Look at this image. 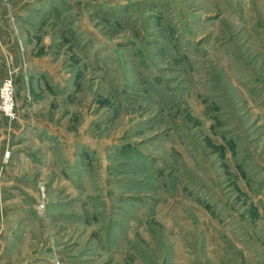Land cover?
<instances>
[{"label":"rangeland","instance_id":"obj_1","mask_svg":"<svg viewBox=\"0 0 264 264\" xmlns=\"http://www.w3.org/2000/svg\"><path fill=\"white\" fill-rule=\"evenodd\" d=\"M0 23L48 57L61 127L30 122L27 169L4 150L0 264H264V0H0ZM5 55L17 118L40 95Z\"/></svg>","mask_w":264,"mask_h":264},{"label":"crops","instance_id":"obj_2","mask_svg":"<svg viewBox=\"0 0 264 264\" xmlns=\"http://www.w3.org/2000/svg\"><path fill=\"white\" fill-rule=\"evenodd\" d=\"M2 27L3 26H1L0 23V42H3L2 48L6 54V58H9V61L7 59V67L13 72V77H16V88L20 85L18 79L21 78V74L19 77L17 76L21 67L22 57H24L26 61V70L30 75L31 89L33 90L32 93L34 95L39 94L40 96L38 99L33 100L35 103H33L32 110H30V107L26 106L21 109H17V118L13 121V123H10L9 126L0 123V166H2L5 161L3 159L4 150L10 149V161L6 167L9 168V170H11V168H14L15 170L22 168L27 169L34 165V161L29 155L31 149L29 150L27 145L28 139H26L29 135L28 130H30V122H35V120L42 122L33 123L32 125L36 128H34L33 131L35 132L37 130L39 132L38 134L42 132L40 128L43 127L47 133H50L53 129L54 135L58 134L59 136L61 127L49 121H45V119L40 117V115L41 112H44L45 110L41 109V107H44L45 104L51 100L59 99L58 89H56L55 83H60V81H57V79L53 76L50 69L51 65L46 55L37 54L36 50H30L28 44L25 45V51L22 52L20 50L21 46H19V43L15 40L9 29H7L8 31H5ZM2 48L0 49V53L2 52ZM1 71L2 73H5V70H0V73ZM57 76H59V73H57ZM21 96L16 97L17 103L23 102L24 97ZM37 137L39 139L41 138L39 136ZM17 150L20 153L19 159L15 156V151L17 152ZM46 164L50 166L54 163H50V161H48Z\"/></svg>","mask_w":264,"mask_h":264},{"label":"built area","instance_id":"obj_3","mask_svg":"<svg viewBox=\"0 0 264 264\" xmlns=\"http://www.w3.org/2000/svg\"><path fill=\"white\" fill-rule=\"evenodd\" d=\"M14 81L12 78H5L0 85V110L9 119L16 118ZM10 151H5V158H8Z\"/></svg>","mask_w":264,"mask_h":264}]
</instances>
